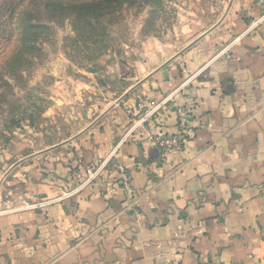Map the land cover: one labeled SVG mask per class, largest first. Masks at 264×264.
I'll use <instances>...</instances> for the list:
<instances>
[{"label":"crops","instance_id":"obj_1","mask_svg":"<svg viewBox=\"0 0 264 264\" xmlns=\"http://www.w3.org/2000/svg\"><path fill=\"white\" fill-rule=\"evenodd\" d=\"M190 14L197 37L151 47L122 91L51 108L62 137L17 144L0 264H264V0ZM177 107L196 136L163 156L147 132L181 137Z\"/></svg>","mask_w":264,"mask_h":264},{"label":"rangeland","instance_id":"obj_2","mask_svg":"<svg viewBox=\"0 0 264 264\" xmlns=\"http://www.w3.org/2000/svg\"><path fill=\"white\" fill-rule=\"evenodd\" d=\"M42 1L0 0V203L10 198L8 173L25 149L17 144L62 137L56 128L62 116L51 108L64 99L81 106V93L91 104L122 91L137 79L151 47L182 45L207 21L197 25L190 14L205 0H130L92 27L88 20L73 26L70 17L52 18ZM29 21L39 27L24 46Z\"/></svg>","mask_w":264,"mask_h":264},{"label":"trees","instance_id":"obj_3","mask_svg":"<svg viewBox=\"0 0 264 264\" xmlns=\"http://www.w3.org/2000/svg\"><path fill=\"white\" fill-rule=\"evenodd\" d=\"M130 0H82L80 2L63 1V0H44L42 1L45 12L54 17L67 16L73 21V26H76L78 20H88V24L92 27L100 17L113 13L122 4ZM143 1V0H142ZM39 26L31 21L25 23L23 27L22 43L26 46L28 36L32 35L33 30ZM32 38V37H31ZM37 34L32 40H36Z\"/></svg>","mask_w":264,"mask_h":264},{"label":"built area","instance_id":"obj_4","mask_svg":"<svg viewBox=\"0 0 264 264\" xmlns=\"http://www.w3.org/2000/svg\"><path fill=\"white\" fill-rule=\"evenodd\" d=\"M151 104H153L152 105L153 108H156L159 106V104H154V103H151ZM175 113L177 116V126L181 134V137L178 135H171V136H165L161 134L152 135L147 132L148 138L160 148L163 156H167L170 151L181 149V138L182 137L188 138V139H194L196 136L195 130L189 124L188 110L185 107H177L175 109ZM117 169L119 173V180H120L121 186L125 190L130 191V180H129L127 172L120 165H117ZM86 172H87L88 180L93 179L97 175V169H93L91 167L87 168ZM37 205H40V204H37ZM0 206H1V203H0ZM1 212H3V210L0 209V213Z\"/></svg>","mask_w":264,"mask_h":264}]
</instances>
